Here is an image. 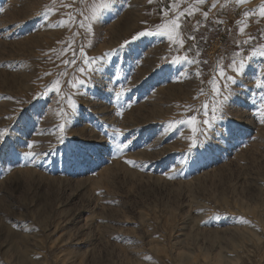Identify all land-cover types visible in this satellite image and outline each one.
<instances>
[{
  "label": "rangeland",
  "instance_id": "rangeland-1",
  "mask_svg": "<svg viewBox=\"0 0 264 264\" xmlns=\"http://www.w3.org/2000/svg\"><path fill=\"white\" fill-rule=\"evenodd\" d=\"M262 5L0 0V264H264ZM228 34L257 39L213 119Z\"/></svg>",
  "mask_w": 264,
  "mask_h": 264
},
{
  "label": "snow or ice",
  "instance_id": "snow-or-ice-1",
  "mask_svg": "<svg viewBox=\"0 0 264 264\" xmlns=\"http://www.w3.org/2000/svg\"><path fill=\"white\" fill-rule=\"evenodd\" d=\"M150 2H151V0H150ZM173 2H174V0H173ZM195 2L198 4H203V3H205V0H195ZM242 2H243V0H236L237 4H240ZM104 6L107 7L108 5L105 4ZM170 7H171V4H170ZM212 7H215V3H213ZM259 13H260V16L264 17V5H262L260 7ZM45 14H47V13H45ZM191 15H194V13H189L188 11H181L180 14L175 16V18L172 19L170 23L157 25L156 27L159 29L158 31H140L136 35H133L131 37V39L134 41V40H137V39L144 37V36H162V37H166L168 41L175 44L176 43V34L179 33L181 36H183L185 24ZM245 15H247V13H245ZM204 16H205V18H207V13H204ZM216 22L222 23V21H216ZM198 23L199 22H197V24ZM236 23L239 25L241 23V21H237ZM239 31L241 33L244 32V28H240ZM262 35H264V34H262ZM194 39H195V37H193V40ZM256 39H257V37L249 36L248 39L245 41H237L236 47L238 49H240V51H238L234 54V57L231 60L230 64H228L224 68H220L217 77H213L212 80H209L207 82L210 85L215 83L214 95H215V97H217L219 99L216 101V104H214L210 109H209L207 104H205L203 106L201 111L204 113V115H207L208 112L211 111L212 118L213 119L216 118L217 105H222V103L228 99V96L225 95V93L228 92L229 85L236 83V78L233 75H229L228 70H231L232 72L237 73V75H240L244 72L245 67H246V62H245V59L243 57L244 49H243L242 45H245V44L251 45ZM127 43H128V41H125V44H127ZM80 52H81V62L85 63V61L83 60V49H81ZM106 55L107 54H105V56ZM252 55H259L261 57H264V47H262L258 52L252 51ZM235 56H240L241 59L236 60ZM95 59L96 58H94V57L89 58L86 63L91 64L93 61H95ZM173 62L174 63H186L188 61H187V58L181 59V58L177 57V59L174 60ZM201 63H203V61H201ZM64 64L66 66L70 65V64L71 65L77 64L75 52L73 53L72 59L65 60ZM93 70L98 71L99 69L93 68ZM81 71H84V69H81ZM83 83H84V81H80V84H83ZM257 86L258 87H264V79L258 80ZM52 91L58 92V89H52ZM72 106L75 107L74 101L72 102ZM260 109L261 110L259 112V116H260L261 122L264 123V103L261 104ZM178 123H184V121H179ZM188 123H190L192 125H196L197 123H199L202 125H207L209 127L213 126L210 119H204L202 121L197 122L195 116L191 117L189 119ZM63 127H64V125L59 126L60 129H63ZM192 130L194 133L200 131V129L196 126H194ZM28 147L31 148L32 144H29ZM116 147H117V150L119 151V150H122L123 148H126L127 146L118 144V145H116ZM25 155L31 157L34 160L35 157L39 154L35 153V152H28ZM128 162L133 163V164L135 163L134 161H128Z\"/></svg>",
  "mask_w": 264,
  "mask_h": 264
},
{
  "label": "crops",
  "instance_id": "crops-1",
  "mask_svg": "<svg viewBox=\"0 0 264 264\" xmlns=\"http://www.w3.org/2000/svg\"><path fill=\"white\" fill-rule=\"evenodd\" d=\"M219 33L222 35V33H226V32H225L224 30H222V31H220ZM229 36H230V34H228V38H229V40H227L228 42H227L226 45H227V46H229V44L236 45L237 39L235 40V38H231V36H230V37H229ZM200 37L203 38V39H202L203 41H205V38H207L205 34H201ZM228 38H227V39H228ZM198 39H200V38L198 37ZM225 39H226V38H225ZM225 41H226V40H225ZM241 41H243V40H241Z\"/></svg>",
  "mask_w": 264,
  "mask_h": 264
},
{
  "label": "bare ground",
  "instance_id": "bare-ground-1",
  "mask_svg": "<svg viewBox=\"0 0 264 264\" xmlns=\"http://www.w3.org/2000/svg\"><path fill=\"white\" fill-rule=\"evenodd\" d=\"M231 218H232V217H231ZM241 219H242V218H241ZM237 220H239V219H237ZM244 220H245V219H244ZM247 221H248V220H247ZM249 221H250V220H249ZM249 221H248V224H249V226H250V222H249ZM232 222H233V221H232ZM236 222H237V221H236ZM252 222H253V221H252ZM231 224H232V223H231ZM248 224H246V226H248ZM249 226H248V228H249ZM253 227H254V226H253ZM253 227H251V228H253ZM251 228H250V229H251ZM252 235H253V234H252ZM221 255H222V254H221ZM221 255H219V256H221ZM219 256H218V257H219ZM221 257H222V256H221ZM222 258H223V257H222ZM220 260H221V259H220Z\"/></svg>",
  "mask_w": 264,
  "mask_h": 264
}]
</instances>
